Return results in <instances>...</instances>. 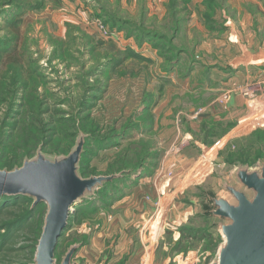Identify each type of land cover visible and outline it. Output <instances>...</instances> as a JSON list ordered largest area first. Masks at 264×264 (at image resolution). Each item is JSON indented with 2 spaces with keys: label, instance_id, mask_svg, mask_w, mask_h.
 <instances>
[{
  "label": "rangeland",
  "instance_id": "1",
  "mask_svg": "<svg viewBox=\"0 0 264 264\" xmlns=\"http://www.w3.org/2000/svg\"><path fill=\"white\" fill-rule=\"evenodd\" d=\"M170 1L176 0H61L59 5L49 4L39 12H24L19 16L21 22L13 25L14 12H11V7L5 6L3 9L6 0H0V40H6L4 45L0 41V126L7 129L6 136H1L0 132V138L5 140L3 147L0 144V169L19 165L24 157L35 154L38 140L25 129L32 122L29 111L35 112L34 119H40L37 110L41 113L49 111L50 115L41 117L45 123L50 119L59 120L62 116L66 120L65 126L58 127L55 133H49L48 145L43 146L44 152L56 154L70 148L75 141L73 135L76 127L80 126L79 112L85 110L80 109L82 102L88 107L89 119L98 124V132L92 135L98 142L92 139L86 147L88 153L80 168L81 175L107 176L121 168L128 171L123 173V177H120V173L115 174L120 178L102 190L97 188L96 194H86L72 206V209H79L70 217L69 230L58 239L54 250L55 264H60L69 245L83 240L84 235L86 244L75 252L72 263L103 264L100 253L91 252L94 258L89 257L90 251H93L89 247L90 236L104 233L99 238L104 248H114L117 240H120V237H115L117 229L113 226L114 222L108 220L111 202L116 198L109 201V205L104 194H125L137 178L159 168L169 149L179 154L188 148L189 153L197 155L198 152L193 149L195 139L206 140L208 144L181 176L183 189L179 191L175 203L176 209H181L184 201H194L189 220L175 230L171 229L170 212L165 220V203L171 191H164V199L144 228L129 224L131 220L122 218L127 222L128 231H124L127 244L136 240L143 253L145 250L147 252V264H212L217 260L218 249L223 244L219 234L220 224H227L229 220L207 215L214 208L211 197L229 199L226 186L241 188L236 177L237 167L253 170L264 164L263 74L252 63L239 73L238 70L230 71L225 66L216 67L209 63L213 59H220L217 55L231 59L241 54L245 50L244 39H253L254 43L261 39L264 42V13L258 8L259 5L264 8V0H213L210 6L213 9L203 5L202 0H177L180 1V16L185 21L182 34L175 38L174 43L182 53L178 60H162L153 44L148 43L143 49L137 45L134 36L129 35L133 34L134 27L141 21L145 32L171 34V29L167 28L170 24L167 17ZM182 5L185 10L181 8ZM92 11L109 13L110 17L116 16L118 21L127 24H124V29L111 28L112 20L107 23L103 17H97L112 32L110 37L103 36L93 24L95 15L91 14ZM243 17L248 20L245 28L241 26ZM211 27L213 31L209 30ZM128 38H133L137 46H127L124 41ZM232 41H239L241 50L236 46L229 47ZM158 43L160 46L163 44ZM235 45L238 46V43ZM121 47L130 48L147 60L142 62L126 58L120 65V71L114 75L115 69H111V63L117 51L122 50ZM13 49L16 54H23L22 58L15 57L16 60L11 61L10 57L1 56ZM189 50L198 54L194 55L192 51L188 54L195 61L185 54ZM245 55H242L244 60L253 63L262 56ZM206 56H212V59L206 61ZM167 57L173 58L174 55L168 53ZM201 57L205 62L200 61ZM153 59L155 62L150 61ZM36 64L42 75L36 79V83L29 84L28 92L32 94H28V98H31V103L27 104V113L23 116L21 109L19 112L15 110L12 123L16 121L19 124L16 131L10 132L8 128L12 126L5 113L11 106L14 86L19 87L10 86V83L14 75L15 78L20 79L21 76L24 79L39 74H31ZM20 66H23L21 70ZM40 82L46 87L40 88L37 84ZM149 94L152 101L142 102ZM20 97L27 98L26 92L17 96L16 109L21 105ZM209 97L214 103L213 107H209L210 112L216 113V117L218 112L214 107L217 105H234L231 107L238 108L232 109L229 123L224 117L222 126L216 119L203 115L201 129L200 121H197L200 115H195V112L208 102ZM37 100L43 102L42 106L39 104L41 109L37 108ZM241 101L244 102L243 106L240 105ZM231 102L235 103L229 104ZM73 124L76 126L73 127ZM125 125H129V128L122 130ZM225 130L233 132L224 141L213 143L212 138H219ZM211 132L213 135L206 137ZM108 135L109 139L106 138ZM111 137L114 139L111 140ZM234 162L240 165L235 166L232 164ZM21 207L24 210L28 206ZM46 207L42 205L31 219L12 229L10 237L0 247V264H33L36 240L41 234ZM2 219L8 220L6 215ZM154 221L156 224H153ZM187 224L201 231L204 239L184 240L175 247L180 237V227ZM189 245L190 248H186ZM92 247L98 250L97 245Z\"/></svg>",
  "mask_w": 264,
  "mask_h": 264
},
{
  "label": "water",
  "instance_id": "2",
  "mask_svg": "<svg viewBox=\"0 0 264 264\" xmlns=\"http://www.w3.org/2000/svg\"><path fill=\"white\" fill-rule=\"evenodd\" d=\"M82 142L66 156L46 157L38 153L12 170L0 169V195H29L33 204L47 206L37 242L33 264H55L54 250L72 206L99 185L119 175L82 177L78 161ZM241 188L226 186L230 198H212L210 214L229 220L220 224L223 244L212 264H264V164L259 169L236 170ZM75 246L70 247L60 264H73Z\"/></svg>",
  "mask_w": 264,
  "mask_h": 264
},
{
  "label": "trees",
  "instance_id": "3",
  "mask_svg": "<svg viewBox=\"0 0 264 264\" xmlns=\"http://www.w3.org/2000/svg\"><path fill=\"white\" fill-rule=\"evenodd\" d=\"M60 2H61V0H6V3H5V5L2 6V8L4 9L5 6L11 7V9H12L11 12H14L13 16H12L11 24L16 25V24H19V22H21V19L19 16L22 15L24 12H30V11L39 12V11H42L49 4L55 6V5H59ZM179 2L180 1H177V0L176 1H170L168 4L169 13L167 14V17L170 20L171 28H170V24L167 26V28L171 29V32H172L171 34L167 35L165 33H161L159 35V34L152 33V32H147V31L145 32L142 30L144 23L141 21L138 25H136L134 27L133 34H130L129 36H134V40L136 41L138 46H141L143 43L153 44L152 46L158 50V52L160 53L159 57H162V60H166V58L169 60H171V59L172 60H178V57L180 56V54L182 52L178 49V47H176L174 40L176 37H178L182 34L183 21H185V18L180 16L181 11L179 9L180 7L178 6ZM201 3L205 6L213 9L212 7H210L213 4V0H202ZM181 8H183L185 10L183 5L181 6ZM0 11H1V9H0ZM205 13H206L205 18H207L206 20L208 21L209 17L207 16V12H205ZM91 14L95 15L93 17H99L101 19L103 17L104 21L107 23H110L109 21L112 20L113 22L110 23L111 28L116 27L117 29H124V24L125 23L127 24V22H125V21H118V19H117L118 17H116V16H115V18H112V16L110 17L109 13H107V14L106 13H100L99 11L94 13V11H92ZM129 24L131 25V23H129ZM206 28L208 29V26H206ZM209 30L213 31L214 29L211 27ZM15 39H17V38H14L13 40H15ZM153 40H156V42H154ZM0 41L3 42V45L6 42L5 39L4 40L1 39ZM2 42H1V44H2ZM158 42H163V44H161L162 46H160V44ZM173 44H175V46ZM91 48L93 49L94 47H91ZM6 53H8V54H2L1 56H5V58L10 57L11 61H13V60L15 61L16 60L15 57L22 58V55H23V54H16L15 49L9 50ZM168 53L171 55H174V57L168 58L167 57ZM116 54L117 55H115V57H113L114 59L111 63L112 64L111 69H113V70L115 69L114 75H116V73L120 71V67H121L120 65L125 62L126 58H135V59L140 60L142 62H145L147 60L145 57H142L141 55L139 56V54H137V52L131 51L130 48L117 51ZM150 61L155 62L154 60H150ZM19 68L21 70L23 68V66H20ZM38 70H39V67H38V64H36V66H33V71L31 70V74H33L34 72H39V74H35V75H32L31 78L29 76V77H26L24 79H22V77L20 75H19L20 79L18 77L15 78V75L13 76V81H11L10 86L18 85L19 87L14 86V89H13L14 96L11 97L12 98V102L10 103L11 106L8 109V111L5 113V118L7 120H9V124L12 126L11 128H8V130L10 132L16 131L18 124H19L16 121L12 123V121H14V118H15L14 115L16 114L15 110H18V112H19V110L21 109L22 116L24 115V113H27L26 112L27 111L26 106H27V104L31 103V98H28V94L29 95L32 94V93L28 92V88H30L29 84L36 83L35 82L36 79L40 78V75H42L40 73V71H38ZM20 72H22V71H20ZM106 72H107L106 74H108V71H106ZM15 80L20 82V84L16 83ZM37 84H39L40 88L46 87L45 84L42 82L37 83ZM36 85H35V87H36ZM23 92L24 93L26 92L27 98H24V97L21 98L20 97L22 99V101H20L21 105H19V108L16 109V105H15L16 101L15 100H16L17 96L20 94L22 95ZM148 100L152 101V95L151 94H149L148 98L142 99V102L144 101V103H146V102L148 103ZM39 104H41L40 106H42L43 102L38 101V100L36 101L37 108L41 109L39 107ZM150 104H144V106L150 105ZM81 105L83 107H81L80 109L85 108V110L79 112V114L81 115L80 126L78 128L76 127V133L73 135V137L75 136V138H74L75 141H74L73 145L70 148H68L67 150H64V151L56 153V154H49V153L44 152L43 146L48 145L49 133H51V132L55 133L56 132L55 130L58 127L62 128L63 126H65L64 122L66 120H65L64 116H62L61 119H59V120H56V119L51 120L50 119L45 123V121L43 119H41V117L44 115L45 116L50 115L49 111H46L45 113H41V111L39 112L37 110V116H39L40 119H37V118L34 119L36 116L35 112L30 113V111H29V119H31L32 122L28 123V125L25 126L26 127L25 129L29 130V132L33 134L34 138L36 140H38V147L36 148L34 155L24 157L19 165H14L12 167H8V168H6V170H12L15 167H20L25 160H30V159L36 157V155L38 153H41L44 156L50 157V158L66 156L75 147V145L78 143V141H81L82 147H81V152H80L79 161H78V173H79V175H81L80 168H81V165L85 162L84 161V159H86L85 154L88 153L86 151V147L89 145V142L92 139H93V141L98 142V140H96L94 137H92V135L95 132H98L97 131L98 130L97 129L98 124L94 120L91 121L89 119V116L87 113L88 107H85L82 102H81ZM18 115H19V113H18ZM53 116H52V118H53ZM67 120L71 121L72 119H67ZM202 125H201V129H202ZM75 126L76 125L73 124V127H75ZM128 126L129 125H125L122 130L128 129L129 128ZM6 130L7 129H5L4 126H3V128H2V126H0V132H2L1 136H3V135L6 136V133H5ZM225 132H227V131H225ZM211 134L213 135L212 132L208 133V135L206 137H210L209 135H211ZM109 137H110V135H108L106 138L109 139ZM4 139H6V137ZM112 139H114V137H111V140ZM1 141H2V138H0V144L2 145L1 147H3L5 144V140L2 142ZM203 142L208 144L206 142V140H204ZM87 164H88V162H86V165ZM232 164H234L235 166L240 165L239 162H234ZM124 172H128V171H126V170L123 171L121 168L117 173L108 174L107 176L120 173L122 175L120 177H123ZM131 173H134V171ZM81 176L84 177L83 175H81ZM90 176H97V175L92 174ZM90 176H87V177H90ZM120 177H115L111 180H107V181L103 182L101 185H99L97 188L102 190L104 188V186L110 185L111 182H114L115 180H117ZM98 189H95L93 194H96ZM99 193L102 194V192H99ZM116 194H114V193L111 195L110 194L109 195L104 194V197L109 202V201H113L116 197H118L119 194L118 195H116ZM33 200H34V198L29 196V195H0V221H1L0 222V247L5 242V239L10 237V233H11L12 229L15 230L16 228H19L22 223L31 219L34 216V213L38 209H40L42 207V205H46L44 202H39V203L33 204ZM23 205H27L28 207H26L23 210L21 207ZM109 205H110V202H109ZM16 209L18 210L17 213H15ZM78 209L79 208L75 207L74 211L69 214L68 219H67V225L65 226V228L62 231L61 237L63 236V234L65 232H67V230H69L70 217L74 213H77ZM4 215L7 216L8 220L2 219V217ZM8 215H10V217H8ZM207 215H209V216L211 215L210 211H209V213H207ZM43 223H44V220H43ZM41 231H42V228H41ZM179 232H180V237H179L178 241L175 243V247L180 246V244L184 240L193 241V240H197V239H200V240L204 239L203 233L201 231H199L198 229H195L190 224H187V225H184L183 227H180ZM209 234H211V233H209ZM82 239L83 240L72 242V244L69 245V247L66 249V251L70 247L75 246V250L73 253V255H75V252L79 248H81L82 244L84 245L86 243V236L85 235L83 236ZM37 242H38V240H36V243ZM213 244H214V239H213ZM36 246H37V244H36ZM186 248L189 249L190 245ZM35 251H36V247H35ZM33 262H34V259H33Z\"/></svg>",
  "mask_w": 264,
  "mask_h": 264
},
{
  "label": "crops",
  "instance_id": "4",
  "mask_svg": "<svg viewBox=\"0 0 264 264\" xmlns=\"http://www.w3.org/2000/svg\"><path fill=\"white\" fill-rule=\"evenodd\" d=\"M258 8L260 9L261 13L262 12L264 13V8L261 5H259ZM246 20H247L246 17L242 18L241 26H243V28L246 27L245 23H248V20L247 21ZM247 28H249V26ZM247 31L245 32V35L247 34ZM250 31H251V28H249V32ZM253 32H254V35L253 34L251 35L255 36V31L253 30ZM124 43H127L128 44L127 46H129L130 48L131 47L134 48V46H137L133 38H128V40L124 41ZM237 43H238V46L235 45ZM141 46L144 49V46H148V43H143ZM223 46L224 45H222V48ZM235 46L238 49V47L242 46V44H240L239 41H232V44L229 45V47H235ZM243 46H245V50L243 49L241 51V54H239L238 56L230 59L227 57H223L221 55H217L220 59H213L209 63H212L216 67L225 66V68L230 71L238 70L237 73H239L240 70H242V68L246 70L249 67V65L254 64L256 69L259 70L260 74H263L261 78L264 77V42L261 39L256 40V43H254L253 39L249 41L244 39ZM121 49L123 50L124 48L121 47ZM191 51L192 50H189L185 54L188 55L189 52ZM244 51H246V53H248L249 56H260V55L262 56L256 59L253 63L251 60L250 61L244 60L245 59L244 57H246L245 55L246 53ZM192 53L194 55L195 54L198 55L197 53L193 51ZM211 57L212 56H208V57L206 56V61H210L208 59H210ZM189 58L195 61L194 58H191L190 56ZM200 61L205 62V60H203L202 57ZM242 74L244 73L242 72ZM242 87H244V85H242ZM239 88L241 89V87ZM242 95L243 94L241 93L240 97H242ZM207 101L208 102L205 103V105L199 106L197 112H195V115L197 114L200 115L197 121L198 122L200 121L201 125H202V122L204 121L202 117L203 115H206L208 119H212V120L216 119V121L219 123L220 126H222V122L225 120L224 117H227L226 121L227 123H229V120H230L229 116L233 114L232 109L238 108V107L232 108L234 107V105H225V104H221V106L217 105L214 107V109L217 110L218 112L217 113L218 117H216V113L210 112L211 109H209V107H213L214 103L211 102L210 97L207 98ZM233 103L235 102H231L229 104H233ZM242 104H244V102L241 101L240 105ZM225 131L227 132L225 133L222 132L223 134L221 133L222 135L219 138H212L213 143L224 141L225 137L228 136L230 132L231 133L233 132V131H228V130H225ZM191 141L193 140L191 139ZM193 142L195 146L193 149L196 152H198L197 155L189 153L188 148H186V152L184 149L179 154L171 152V150L169 149L168 151H166V154L164 155L159 168L156 167L152 171L150 170L149 173L144 174L140 176L139 178H137L136 182L131 187H129V189L126 191L125 194L118 195L115 201L111 202V205H110L111 213L109 215L108 220L111 221V223L114 222L113 226L116 227L117 229V234L115 237H117V239L120 237L119 238L120 240L119 241L117 240L114 248H110V246H108V248L107 247L104 248L101 246L102 243L100 242V239H99L101 238L102 235H104V233L99 232L95 234L94 236L93 235L90 236L92 240L91 242H89L91 244L89 247L93 251H90L89 257L94 258V256H92L93 252L97 254L100 253L99 256L101 258V263L103 264L104 263L105 264L107 263L109 264H143L144 259H146L145 262H147L148 258L145 257L147 252L145 250V252L143 253L142 249L138 247L136 240L130 245L127 244V235L125 234L124 231H128V229H127V222L124 221V218L131 220L129 224H132V225L135 224V226L137 227L141 226V229L144 228L147 222L152 220V216L154 215L155 211H157V207L160 204L162 198L164 199V194L166 191H171L165 203L166 205L165 207L167 208V210H165V220L168 218V213L170 212V217H172L170 218V224H172L171 229L175 230L179 228V226L182 223H185L187 220H189V217L193 214V206L195 205V203H193L194 201L192 200L184 201L183 206L185 207L183 208V206L180 205L182 206L181 209H176L175 203H176V199L178 200L179 198V191L183 189V187H181V179H180L181 176L183 175L185 170L190 165H192L194 161H196V159L198 158V155L200 154L199 151L203 150L204 146L207 145L199 139H195ZM157 218H158V215H157ZM136 224H139V225H136ZM153 224H156V222H154ZM163 225L165 227V221ZM167 225H169V223H167ZM88 241H89V238L87 239V243ZM96 245H97L98 250L92 247Z\"/></svg>",
  "mask_w": 264,
  "mask_h": 264
},
{
  "label": "built area",
  "instance_id": "5",
  "mask_svg": "<svg viewBox=\"0 0 264 264\" xmlns=\"http://www.w3.org/2000/svg\"><path fill=\"white\" fill-rule=\"evenodd\" d=\"M92 19L94 26L103 36H112V32H110L109 29H107V27L103 25L102 21L99 18L93 17ZM145 264H147V262H145Z\"/></svg>",
  "mask_w": 264,
  "mask_h": 264
},
{
  "label": "bare ground",
  "instance_id": "6",
  "mask_svg": "<svg viewBox=\"0 0 264 264\" xmlns=\"http://www.w3.org/2000/svg\"><path fill=\"white\" fill-rule=\"evenodd\" d=\"M76 204V203H75ZM155 222V221H154Z\"/></svg>",
  "mask_w": 264,
  "mask_h": 264
}]
</instances>
